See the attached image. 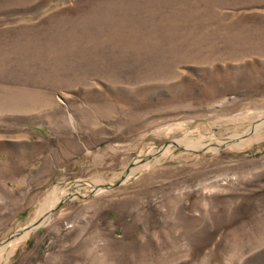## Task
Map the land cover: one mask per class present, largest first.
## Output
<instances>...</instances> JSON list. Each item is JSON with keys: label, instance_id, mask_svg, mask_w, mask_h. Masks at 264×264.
Instances as JSON below:
<instances>
[{"label": "rangeland", "instance_id": "1", "mask_svg": "<svg viewBox=\"0 0 264 264\" xmlns=\"http://www.w3.org/2000/svg\"><path fill=\"white\" fill-rule=\"evenodd\" d=\"M262 121L264 0H0V264H264Z\"/></svg>", "mask_w": 264, "mask_h": 264}, {"label": "bare ground", "instance_id": "2", "mask_svg": "<svg viewBox=\"0 0 264 264\" xmlns=\"http://www.w3.org/2000/svg\"><path fill=\"white\" fill-rule=\"evenodd\" d=\"M263 122V121H262ZM264 123V122H263ZM260 125H261V123H260ZM259 125V126H260ZM262 126V125H261ZM260 126V127H261ZM58 201V197H57V195H54V198L52 199V201H51V203H50V206L52 207V205H54L56 202ZM59 202V201H58ZM49 206V205H48ZM45 217V216H44ZM34 222H37L38 224H42L43 222H44V219L42 218V213L33 221V223ZM32 223V224H33ZM30 232V231H29ZM29 232H26V231H24L23 233H21L20 235H18V237L19 238H16L15 236L13 237L14 239L12 240V241H10L9 242V244H8V242H7V244L8 245H11V246H14V244H17V243H15L16 241H19V240H21V239H23ZM9 241V240H8ZM6 247H7V245L6 244H4V245H2L1 247H0V256L2 255V253L6 250ZM8 252V251H7ZM1 258V257H0Z\"/></svg>", "mask_w": 264, "mask_h": 264}, {"label": "water", "instance_id": "3", "mask_svg": "<svg viewBox=\"0 0 264 264\" xmlns=\"http://www.w3.org/2000/svg\"><path fill=\"white\" fill-rule=\"evenodd\" d=\"M252 129H254V127H252ZM252 129H250V130H252ZM172 144H174V142H172ZM159 153H160V152H159ZM159 153H157V154H159ZM106 188H107V189H110V186H107ZM63 202H64V200H61V201L58 203V205L56 206V208H57V207H60L61 204H62ZM56 208H52V209H50L47 213H45V215L47 216V215L51 214L53 211H55ZM43 223H44V222H43ZM40 225H41V224H38L37 222H34L33 224L29 225V226L26 227L25 229H23V230H19V231H18L17 233H15L13 236H18V235H20L21 233H23L24 231H26V232L32 231V230L38 228ZM13 236H12V237H13ZM10 238H11V237H10Z\"/></svg>", "mask_w": 264, "mask_h": 264}]
</instances>
